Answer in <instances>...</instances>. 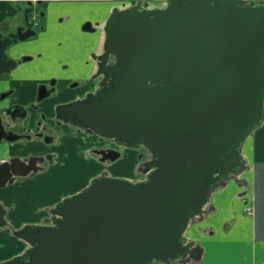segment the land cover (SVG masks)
Listing matches in <instances>:
<instances>
[{
    "label": "water",
    "instance_id": "95a60500",
    "mask_svg": "<svg viewBox=\"0 0 264 264\" xmlns=\"http://www.w3.org/2000/svg\"><path fill=\"white\" fill-rule=\"evenodd\" d=\"M16 11L0 0V22ZM13 42L0 32V72L16 66L7 60ZM104 50L99 87L58 105L56 115L128 147L144 145L153 155L149 172L137 181L94 177L57 204L51 224L13 230L29 245L0 264H193L202 248L185 235L190 223L247 168L244 143L264 122V3L114 9ZM3 129L0 121V141ZM2 174L12 182L28 173Z\"/></svg>",
    "mask_w": 264,
    "mask_h": 264
},
{
    "label": "crops",
    "instance_id": "0c3cea01",
    "mask_svg": "<svg viewBox=\"0 0 264 264\" xmlns=\"http://www.w3.org/2000/svg\"><path fill=\"white\" fill-rule=\"evenodd\" d=\"M61 6L59 12L55 9V12L50 14L61 15L71 11L68 6ZM76 24L77 22H73L66 31L55 32L52 30L47 34L44 33L45 39L30 43L27 52L33 53L36 56L35 60L26 63L23 68L15 71V79L11 78L8 81L7 79H0V94L6 91L7 87H15L16 92L14 95L20 103H27L32 100L34 94L23 92L22 84L29 77L34 76L30 69L35 66L37 68H47L46 74H42L46 77L54 74L56 70L61 69L64 63L68 62L72 64L71 67L74 66L75 70L72 69L71 73H67L64 79L78 77L83 74L88 75L90 70L87 67L84 69V61L71 63L72 61L70 62L68 57L73 55L75 43H68L65 37L66 34L76 33L78 37L83 35ZM72 29L75 30L72 33L69 32ZM84 36L90 37V39L96 38L98 42L102 39L101 33L84 34ZM94 49H96L94 46H90L88 51ZM40 55H43V57L39 58ZM53 64L55 65L52 66ZM80 67L82 72L79 70ZM91 69L92 72L94 66L91 65ZM4 105H7V98L0 101V107ZM37 115L33 111L31 117L35 119ZM51 115V113H48V116ZM75 133L68 131L57 145L56 142L50 145L43 144L42 148H38L32 142L25 144L23 142L7 143L6 140L1 141L0 173H7L5 163L13 155H26L33 151L34 153L51 152L56 158L54 164L50 166V162L46 163L43 171L39 173H47V175L51 173L47 178L51 177L52 179L54 175H58L57 179L59 180L62 177L64 185L68 183V179L69 183H73L75 181L74 177H76L75 173H83V171L84 173H90L87 172V169L92 166L91 158H89V162L83 161L79 150L77 147L75 148ZM29 144H32L31 147H29ZM243 156L247 168L241 174L229 180L225 186H221L213 192L205 214L191 223L186 232L187 238L195 241L202 248L199 260L193 262V264H264V122L248 137L243 148ZM39 173L17 177L12 183H7V179L2 174L3 176L0 179V260L7 259V236L13 234V229H20L26 223H41L31 219V221H26L18 227L19 222L11 218L18 211L22 217H26L28 216L27 211L34 208L33 205H29L31 202L27 201V195L31 192L25 190V188L35 187L37 182L42 183L45 180L42 174ZM47 181L48 179L45 181V186L50 187L51 185H47L49 183V181L46 183ZM45 194L48 195L49 191H46L45 188L40 191L37 187V190L33 191L32 197H38L41 200ZM58 202L59 200L47 203L45 208L50 210L52 206L49 205L54 204L53 206H55ZM253 205L254 212L248 211L247 208ZM47 217H50V215L43 217V221ZM7 230H10L11 233L8 234Z\"/></svg>",
    "mask_w": 264,
    "mask_h": 264
},
{
    "label": "flooded vegetation",
    "instance_id": "af4514ba",
    "mask_svg": "<svg viewBox=\"0 0 264 264\" xmlns=\"http://www.w3.org/2000/svg\"><path fill=\"white\" fill-rule=\"evenodd\" d=\"M11 1L17 9L15 14L8 15L0 22V32L7 36H12L14 42L7 48V60H13L15 67L0 72V79L10 80L15 77V71L23 68L26 63L35 60L36 56L27 52L33 41L45 39L44 33L54 30L55 32L66 31L73 22H77V27L83 35L78 37V34H66L68 43H75L73 55H69L71 63L85 62L86 67L91 72V65L94 66L93 71L88 75H79L78 77L66 78L67 73H71L74 66L68 62L61 66V69L56 70L54 74L43 76L46 74L47 68L30 69L34 76L29 77L24 84L22 90L25 93H33V97L27 103H20L14 95L15 87H7V90L0 94V101L7 98V105L0 107V121L4 127V135L1 141L6 140L7 143L32 142L38 148H42L43 144L50 145L56 142L67 134L68 131L85 134L88 137L93 136V144L90 145L87 151L95 154L94 160L100 165H105L109 170L105 172L113 173L110 166L120 158L129 156L125 150L131 148L126 145L116 142L114 139L101 136L97 133H92L88 130L61 120L56 115V107L60 104L71 103L85 99V97L94 92L103 80V73H99L101 63H103L104 42H105V27L110 15L114 9L124 10L129 7L137 9H156L163 8L167 5L168 0H7ZM61 5L71 8L66 14L51 15V12H59ZM43 10L39 11L38 7ZM105 8V9H104ZM22 13L25 19L17 24H12L11 18ZM40 17V18H39ZM39 18V19H38ZM66 23V25H64ZM75 29H72L73 32ZM28 33V36H27ZM101 33V41H96V38L90 39L84 34ZM25 36L24 38H22ZM72 40V41H71ZM90 46L96 49L88 51ZM20 50V48H22ZM87 48V49H86ZM24 50V51H23ZM88 51V52H87ZM42 54V53H41ZM87 55V57H86ZM43 57L40 55L39 58ZM60 60V59H59ZM113 61V57L109 58L108 62ZM53 64L52 66H54ZM51 66V69L53 68ZM80 66V65H79ZM78 66V67H79ZM79 70L82 72L81 67ZM28 71V70H27ZM80 72V73H81ZM33 89V91H31ZM59 99V100H58ZM35 111L38 117L32 119L31 115ZM51 113V116H48ZM68 129V131H67ZM0 141V142H1ZM32 144H29L31 147ZM28 147V148H29ZM143 147V146H140ZM139 147V148H140ZM145 148V147H143ZM138 149V148H137ZM119 156L116 160H112V156ZM145 161L142 162L141 171L151 163V156L148 160L146 154ZM55 156L51 152L46 153H28L26 155H13L7 159V173H28L26 176H31L34 173L43 171L45 164L52 162ZM140 159H143L140 158ZM117 166V165H116ZM106 167L102 168L105 169ZM116 168V167H115ZM96 167L92 164L87 172L93 173ZM101 170V171H102ZM84 173V171H83ZM16 174L17 177H26ZM14 181V180H13ZM12 181V182H13ZM85 181V178H84ZM9 183V182H7ZM53 217V216H52ZM52 217H47L45 222L52 223Z\"/></svg>",
    "mask_w": 264,
    "mask_h": 264
},
{
    "label": "rangeland",
    "instance_id": "374dc122",
    "mask_svg": "<svg viewBox=\"0 0 264 264\" xmlns=\"http://www.w3.org/2000/svg\"><path fill=\"white\" fill-rule=\"evenodd\" d=\"M251 2L252 3H264V0H251ZM38 10L42 11L43 9L39 6ZM24 19H25V16H23V14L20 13V14L16 15V17H12L11 22H12V24H17L19 22H22ZM93 138H94L93 136L88 137L87 135H85V134L82 135L81 133H78L77 131H76L75 136H74L75 148L77 147V149L79 150L80 157L82 158L83 161H87V162H89L90 161L89 158H91L92 164L95 165V167H96L95 171L93 173H75V176H76V177H74L75 181L73 183L72 182L69 183V179H68L67 180L68 183H66V185L63 184L62 177L59 180L57 179L58 175H56V176L54 175V178L52 179L51 177L47 178L51 173H48V175H47V173H39V174H42V176L45 178V180L42 183L37 182L35 187L30 185L31 187L25 188V190L27 189V191L31 192L30 194L27 195V198H28L27 201H30L31 203H29V205H33L32 207H34V208L32 210L27 211L28 216H26V217H22V215L19 213V211H18L19 214L15 213L13 215V217H11L12 219H15L19 222L18 227H20V225L22 226V223H24L26 221H31V219H33L34 221L41 222V223L44 222L43 217L52 214L51 210H49V209L47 210L45 208V205L47 203H53L54 201H57V200L60 201L61 199L65 198L69 195L75 194L76 192H78V191L82 190L84 187H86L87 184L90 183L92 178H94L95 176L100 175L101 173L105 172V170H109V168H107L105 165H100L99 162L94 160L95 154L91 153L90 151H87L88 146L93 144ZM246 141H245V143H246ZM245 143H244V145H245ZM79 145H81V146L79 147ZM246 149H247V147H246ZM125 152H128L129 156L127 158H126V156L122 157L118 161L114 162V164H112V166H110V169L113 172L111 174L121 175L120 177H126V178H129L132 180L142 179V177L145 176V173H143L141 171V165H142V162L145 161V156H141V154H146V156H147L146 160H148L150 158L151 153L148 151V149L143 148V147H140V148L135 149V150H133V149L127 150L126 149ZM84 156H86L87 160H86V158H84ZM142 157H143V159H140ZM54 161L55 160H53V163L50 162L49 165L52 166L54 164ZM104 167H106V168L102 170V168H104ZM46 178L49 181V183H48V181L46 183H48L47 185L50 184L51 185L50 187L45 186V181L47 180ZM84 178H85V181H84ZM60 181H61V183H59ZM37 187H38V190H40V191L43 190V188H45L46 191H49V194L43 195L42 196L43 198H41V200L38 199V197L33 198L32 197L33 191L35 189L37 190ZM53 205L54 204H50L49 206L54 207ZM30 208H31V206H30ZM247 210L254 212V205L249 206L247 208ZM33 213L39 214V215L34 216ZM7 231H8L7 232L8 234L11 233L10 230H7ZM7 238H8L7 239V260L16 256L17 254L23 253L29 245L25 240L18 238L17 236H15L13 234H10V236H7ZM4 260H6V259H4ZM0 261H3V260H0ZM155 264H161V263L156 262ZM172 264H179V263L177 261L176 262L173 261Z\"/></svg>",
    "mask_w": 264,
    "mask_h": 264
}]
</instances>
